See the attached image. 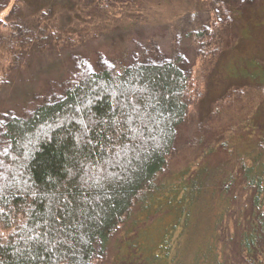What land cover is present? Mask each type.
Segmentation results:
<instances>
[{"label":"trees","instance_id":"trees-1","mask_svg":"<svg viewBox=\"0 0 264 264\" xmlns=\"http://www.w3.org/2000/svg\"><path fill=\"white\" fill-rule=\"evenodd\" d=\"M50 1L33 9L32 0H14L7 20L0 19V57L8 55L9 64L3 66L0 58V68H21L58 33L63 50L82 48L94 18L100 13L116 17L114 9L127 4L93 0L90 8L87 0H58L60 11L64 3H79L74 6L82 18L78 40L74 25L65 28L52 21L60 13H51ZM195 1L197 14L206 10L207 19L195 16L181 31L195 43L214 38L216 32L215 59L223 54L222 46L228 47L227 54L238 48L239 38L253 41L255 29L264 27V0ZM11 2L0 0V13ZM235 28L240 30L237 38ZM251 54L239 55V63L251 68L241 73L240 85H230L234 94L225 96L241 98L236 93L250 90L256 99L244 102L227 136L212 139L195 156L196 168L188 178L170 170L178 127L189 106V78L179 56L91 71L70 84L61 98L41 103L29 115L1 117L8 166L0 179V264H97L135 209L155 195L169 197L182 213L180 239L188 245L178 256L175 249L173 264H254L261 253L259 231L264 229V54ZM5 78L0 75L1 82ZM230 131L236 134L235 149ZM202 144V133L196 132L194 151ZM241 175L251 196L231 203L223 191L236 186ZM223 199L228 201L224 210L208 211ZM197 232L200 239L202 234L207 238L191 250Z\"/></svg>","mask_w":264,"mask_h":264},{"label":"rangeland","instance_id":"rangeland-1","mask_svg":"<svg viewBox=\"0 0 264 264\" xmlns=\"http://www.w3.org/2000/svg\"><path fill=\"white\" fill-rule=\"evenodd\" d=\"M87 1L90 8H93V0ZM13 2L14 0L0 13V19L7 20ZM195 2V0L191 2L125 0L127 4L117 6L112 0L113 6H117L114 9L116 17L100 13L96 19L94 18L85 33L83 42L85 45L82 48L63 50L61 33H58L51 39L47 49L33 52L26 64L22 66L19 64L21 68H11L10 71L9 68H0V75L6 77L2 82L0 81V118L6 115H29L41 103L61 98L70 84L79 81L91 71L105 68L122 69L126 65L141 61L157 63L179 56L182 60L181 66L189 78L190 89L187 97L189 106L185 121L178 127L175 148L171 154L170 170L176 174L182 173V176L188 178L189 172L193 173L196 168L195 156L206 150L212 139L218 136L222 138L224 134L227 136L230 122L236 116L242 115L244 102L254 98L250 90L236 93L243 95L241 98L225 96L226 92L234 94L228 90L230 85L239 84L241 73L251 68L247 64L239 63V55L248 56L252 53L251 56L259 57L264 54V27L259 26L255 29L253 41L241 42L239 38L238 48L234 47L233 51L230 50L227 54L224 51L228 47L222 46L223 54L215 59L213 49L218 46L216 32L212 34L214 38L208 36L206 40L202 39L201 43L200 41L195 43L193 41L195 38L186 36L185 29L181 31L184 25L194 22L195 16L201 20L207 19L206 10L197 14L200 10H195ZM42 3L43 0H32L31 6L35 9ZM50 4L52 14L60 13L52 21L57 26L61 25L65 28L74 25L73 34L80 40L83 33V28L80 26L82 18L74 11V6L79 3L72 5L64 3L61 11L57 9L58 0H52ZM246 7L242 5V9ZM207 26L209 25L207 24L206 28ZM234 31L233 36L237 38L236 34L240 30L235 28ZM232 56L233 59H228L224 65L219 66ZM209 57L215 60L211 61ZM0 58L1 63H4L3 66L9 65L6 64L8 55ZM17 70L15 74L14 71ZM7 72L13 73L7 76L5 75ZM236 76L239 77L235 79ZM262 90L264 93V87ZM257 95L259 93L255 97ZM237 109L239 110L236 111ZM196 132L202 133L203 144L194 151L192 138ZM231 134L232 146L235 149L238 143L236 134L233 132ZM254 139L255 136L252 135L250 141ZM6 146L7 142L0 136V179L5 177L8 166L3 159ZM235 160L236 158L232 159V164ZM242 183L244 182L241 175L237 179L236 186H232L229 191H223L231 203L241 204L242 201L249 200L251 195L247 193ZM224 185V182L220 184L219 193ZM211 195L212 193H207L205 196ZM174 204L172 199L163 195L146 199L144 204L135 209L132 218L121 232L110 240L106 257H97V264H173L171 260L176 250L178 256L181 252H185L186 244L188 245L186 240L180 239L182 213ZM227 204L226 199L219 203L213 202L208 211L218 214ZM146 206L150 207V211H143ZM207 222L208 219L205 220V229ZM230 229H233V224ZM126 230L130 231L128 235L125 234ZM259 233L258 246L261 253L257 252L254 264H264V229ZM200 234L201 232L194 234L193 245L189 247L191 250L200 247L201 240L207 238L202 234L200 239ZM192 257L193 255L189 254L188 263L192 261ZM236 264L242 262L238 260Z\"/></svg>","mask_w":264,"mask_h":264}]
</instances>
